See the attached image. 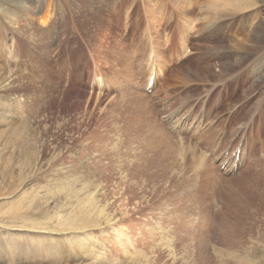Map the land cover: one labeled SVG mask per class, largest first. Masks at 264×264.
Wrapping results in <instances>:
<instances>
[{
    "label": "rangeland",
    "instance_id": "rangeland-1",
    "mask_svg": "<svg viewBox=\"0 0 264 264\" xmlns=\"http://www.w3.org/2000/svg\"><path fill=\"white\" fill-rule=\"evenodd\" d=\"M198 1L0 0V264H264V0Z\"/></svg>",
    "mask_w": 264,
    "mask_h": 264
},
{
    "label": "bare ground",
    "instance_id": "bare-ground-1",
    "mask_svg": "<svg viewBox=\"0 0 264 264\" xmlns=\"http://www.w3.org/2000/svg\"><path fill=\"white\" fill-rule=\"evenodd\" d=\"M171 1V0H170ZM172 1H175L174 2V4H176V6H178V9H179V11H180V13H181V16L183 17V29H185L186 31V33H189L190 31H191V26H193V25H195V24H193V23H195L196 22V20L197 19H194V16L192 17V16H190V12L191 11H193L194 10V8L196 7L195 5V2H194V0H172ZM201 1V0H200ZM219 2H216L215 4L213 3V4H209L206 8H207V11L208 12H210V13H213V15H215V17H214V19L213 20H216V19H218V18H220V17H222V15L220 14V13H218L217 11L219 10V9H221V11H225V14H223V16L224 15H235V14H238V13H241V12H245V11H250V10H252V9H254V8H257L259 5H258V2H257V0H218ZM104 2V1H103ZM28 3V2H27ZM196 3H197V7L199 8V1L197 0L196 1ZM193 4H195L193 7H192V5ZM107 5V4H106ZM197 7L195 8L196 10H197ZM150 8V7H149ZM149 8H147V9H149ZM153 9V8H152ZM177 9V10H178ZM201 9V8H200ZM205 9V7H202V11H205L204 10ZM259 9V8H258ZM257 10V9H256ZM106 11V10H105ZM148 11V10H147ZM220 10H219V12H221ZM32 12V11H31ZM112 12V11H111ZM246 13V12H245ZM203 14H205V13H203ZM247 14V13H246ZM180 15V14H179ZM194 15V14H193ZM206 15H208V14H206ZM257 15H258V13H257ZM262 16V15H261ZM156 16H155V14L153 13V16H152V19L151 20H155V22H154V24H153V29H155L156 30V32L158 33V34H160V30L156 27V23L158 24V22H157V18H155ZM181 17V18H182ZM227 17V16H226ZM251 17V16H250ZM178 19V18H177ZM225 19V18H224ZM174 21V20H173ZM218 21V20H217ZM179 24V23H178ZM193 24V25H192ZM216 24H217V22H216ZM215 24V25H216ZM213 25H214V23H213ZM221 25V24H220ZM219 25V28H222V26H220ZM262 26V25H261ZM193 28V27H192ZM211 28V27H210ZM216 28V27H215ZM218 28V29H219ZM195 29V28H194ZM197 31V30H196ZM212 31V30H211ZM209 32V31H208ZM223 32V31H222ZM262 32V31H261ZM156 33V34H157ZM215 33V35H216V32H213V34ZM259 33V32H258ZM253 34H255V31L253 30L252 32H251V35H253ZM221 35V34H220ZM247 35V34H246ZM260 35H261V33H260ZM219 37L220 36H218V39H219ZM264 37V36H263ZM160 38V37H159ZM185 38H189V35H186L185 36ZM249 38H251L250 36H249ZM261 38H262V36H261ZM156 39V38H155ZM228 39V38H227ZM254 39V38H253ZM158 40V39H157ZM221 41H222V39H221ZM160 42V41H159ZM224 42V41H223ZM222 43V42H221ZM249 43H251V42H249ZM159 44V43H158ZM241 45V44H240ZM253 45V44H252ZM187 45H186V43H184V45H183V52H181V53H184L185 52V50H186V47ZM236 46V45H235ZM237 46H239V45H237ZM259 46V45H258ZM158 48H160V47H158ZM237 48V47H236ZM159 52H161V51H159ZM194 53V52H193ZM195 54V53H194ZM163 55V54H162ZM184 55V54H183ZM251 56V55H250ZM195 57V56H194ZM235 57V59H237V61L235 62H233L232 63V61L230 62V60L227 62V66L225 67V65H222V67H221V69L222 70H224L225 72H228L229 70H231V69H234V68H236V67H238L239 65H241L243 62H245V60L248 58V56L246 55V54H243V55H241V56H234ZM161 58V57H160ZM196 58V57H195ZM227 58V57H226ZM225 58V59H226ZM229 58V57H228ZM227 58V59H228ZM97 59V58H96ZM163 59V58H162ZM233 59V58H232ZM121 60V59H120ZM223 60V59H222ZM248 61V60H247ZM124 64V63H123ZM120 65V64H119ZM191 65H192V63H191ZM248 65V64H247ZM184 66H186V65H184ZM190 66V65H189ZM244 66H246V65H244ZM247 68V67H246ZM142 69V68H141ZM120 70V69H119ZM165 70V69H164ZM133 73V72H132ZM131 73V74H132ZM250 75V74H249ZM131 76V75H130ZM200 76V75H199ZM201 77V76H200ZM252 77V76H251ZM186 78V77H185ZM186 80V79H185ZM188 80V79H187ZM183 81V80H182ZM195 81V80H194ZM187 82V81H186ZM184 83V82H183ZM191 83H193L192 81H191ZM192 87V86H191ZM201 87V86H200ZM194 89V88H193ZM195 92V91H194ZM136 95V94H135ZM144 97V96H143ZM188 97V96H187ZM145 98V97H144ZM139 104H140V101H139ZM126 105V104H125ZM127 106V105H126ZM140 106H141V104H140ZM204 106V105H203ZM260 107V106H259ZM259 109V108H258ZM261 109V108H260ZM122 111V110H121ZM125 111V110H124ZM133 111H134V109H133ZM149 110H147V112H148ZM145 113V112H144ZM149 113V112H148ZM263 113V112H262ZM134 115V114H133ZM138 115V114H137ZM139 116V115H138ZM150 116V115H149ZM140 117V116H139ZM146 118V117H145ZM138 120V119H137ZM194 120V119H193ZM134 121H135V119H134ZM146 122H148V121H146ZM150 122V121H149ZM140 123H141V121H140ZM139 123V124H140ZM157 123V124H156ZM156 125H158L157 127H159L160 129H161V126H160V124H159V122H157L156 121ZM142 124V123H141ZM140 124V125H141ZM153 124V123H152ZM131 125V124H130ZM144 125V124H143ZM151 125V124H150ZM145 127V126H144ZM149 127V126H148ZM138 128V127H137ZM160 129H157V132H158V135H160V137H162L164 140L166 139L167 140V138L166 137H164L165 135L162 133V130H160ZM147 130V129H146ZM152 131V130H151ZM135 132H136V130H135ZM157 132H156V134H157ZM138 133V132H137ZM140 133V132H139ZM138 133V134H139ZM136 134V133H135ZM140 135V134H139ZM157 136V135H156ZM147 137V136H146ZM138 138V137H137ZM158 139V138H157ZM142 140V139H141ZM163 140V141H164ZM146 141H147V139H146ZM150 141V140H149ZM162 141V142H163ZM165 142V141H164ZM167 143H168V141H166ZM146 143V142H145ZM158 143V142H157ZM159 143H161V142H159ZM147 144V143H146ZM169 144V143H168ZM159 145V144H158ZM144 146V145H143ZM157 147H159V146H157ZM182 147H184L185 148V150L187 151V152H189L190 153V155L191 156H193V158H196V161L197 160H199V161H201V163H199V164H201V165H204V163H206L205 162V160L206 159H201V158H199V156H197L196 155V152H195V150L194 149H191V148H189V147H191V146H187V147H185V146H182ZM147 148V147H146ZM165 149H167L166 147H164ZM188 148H189V150H188ZM160 149V148H159ZM161 150V149H160ZM162 154V153H161ZM152 155V154H151ZM189 155V156H190ZM159 157V156H158ZM154 158V157H153ZM190 158V157H189ZM156 159V158H155ZM162 159V158H161ZM146 160V159H145ZM147 161V160H146ZM150 161V160H149ZM156 161V160H155ZM154 161V163H156ZM163 161V160H162ZM159 163V162H158ZM163 163V162H162ZM165 163V162H164ZM169 163V162H168ZM147 164H149V162L147 163ZM157 164V163H156ZM166 164V163H165ZM196 164H197V162H196ZM150 165V164H149ZM152 165V164H151ZM201 165H197L198 167H201ZM247 165V164H246ZM207 167H208V165H206ZM205 167V166H204ZM172 168V167H171ZM196 169V168H195ZM208 169V168H207ZM206 169V170H207ZM210 169V168H209ZM203 170H205V168L203 169ZM202 170V171H203ZM201 171V170H200ZM209 171V170H208ZM246 171V172H245ZM244 172L245 173H250L251 171H255L256 173L259 171V173L258 174H260V170H256L255 168H253V165H251L250 166V164L248 165V168L245 170ZM242 172V171H241ZM202 173V172H201ZM204 173V172H203ZM202 173V174H203ZM245 173H243V174H245ZM206 175H207V173H206ZM264 175V174H263ZM173 178V177H172ZM254 179V178H253ZM252 179V180H253ZM171 180V179H170ZM251 180V181H252ZM258 180V179H257ZM253 181H255V180H253ZM257 182V181H256ZM258 184V183H257ZM192 191V190H191ZM190 193V192H189ZM187 195V194H186ZM230 195V194H229ZM237 195V194H236ZM223 197V196H222ZM229 197V196H228ZM228 197H227V199H228ZM239 197V196H238ZM232 200V199H231ZM224 202V201H223ZM226 202V201H225ZM235 203V202H234ZM239 203V202H238ZM226 205H227V203H226ZM228 205H230V204H228ZM224 206V205H223ZM232 206V205H231ZM234 206V205H233ZM226 207V206H225ZM225 208H223L222 209V213L224 212L225 213V210H224ZM228 209V208H227ZM242 209V208H241ZM234 210V211H233ZM232 210V208L231 209H228V211L225 213V215H227L226 216V221H225V223H223V230H221L223 233H224V237H225V239H224V241H225V243H226V246L228 247V249H231V250H235L236 249V246H237V244H238V242H240L241 241V236H243V234L244 233H246V232H241V231H243V228L242 227H240V222H241V219L239 220L238 218H237V214L235 213V209H233ZM239 211V210H238ZM195 212V211H194ZM241 213H243L242 211H240ZM238 213V212H237ZM237 215V216H236ZM241 215V214H240ZM242 216V215H241ZM240 217V216H239ZM250 218V217H249ZM197 219V218H196ZM252 219V218H251ZM247 221V220H246ZM142 222V221H141ZM205 222V221H204ZM242 223V222H241ZM243 223H245V222H243ZM258 223H260V222H258ZM250 224V223H249ZM138 225V224H137ZM253 225V224H252ZM242 226H244V225H242ZM245 227V226H244ZM251 227V226H250ZM257 227V226H256ZM204 229V228H203ZM247 229V228H246ZM252 230V228L250 229V231ZM208 232V231H207ZM248 233V232H247ZM246 235V234H245ZM255 239V238H254ZM264 239V238H263ZM245 240V239H244ZM257 240V239H256ZM260 241V240H259ZM251 242V241H250ZM256 245V244H255ZM203 246V245H202ZM206 247V246H205ZM235 248V249H234ZM247 248V247H246ZM257 248H260V247H252V252H249V249L250 248H248L246 251H244V253L246 254V255H249V254H251V255H254L255 253H259V251L260 250H257ZM200 250V249H199ZM205 252V251H204ZM209 252V251H208ZM220 253V252H219ZM229 253V252H228ZM222 254V253H221ZM226 255H227V253H225ZM225 254H222V256L223 255H225ZM221 256V257H222ZM224 259V258H223ZM224 260H226L225 261V263L224 264H233L234 263V258L233 257H231L230 255H229V258H227V259H224ZM223 262V261H222Z\"/></svg>",
    "mask_w": 264,
    "mask_h": 264
},
{
    "label": "clouds",
    "instance_id": "clouds-1",
    "mask_svg": "<svg viewBox=\"0 0 264 264\" xmlns=\"http://www.w3.org/2000/svg\"><path fill=\"white\" fill-rule=\"evenodd\" d=\"M233 158H234V161H236V159H238L237 156H234ZM238 161H239V159L237 160V162H238Z\"/></svg>",
    "mask_w": 264,
    "mask_h": 264
}]
</instances>
